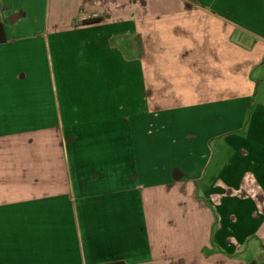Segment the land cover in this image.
<instances>
[{
  "label": "crops",
  "instance_id": "crops-1",
  "mask_svg": "<svg viewBox=\"0 0 264 264\" xmlns=\"http://www.w3.org/2000/svg\"><path fill=\"white\" fill-rule=\"evenodd\" d=\"M0 25V264H264V0Z\"/></svg>",
  "mask_w": 264,
  "mask_h": 264
},
{
  "label": "trees",
  "instance_id": "trees-1",
  "mask_svg": "<svg viewBox=\"0 0 264 264\" xmlns=\"http://www.w3.org/2000/svg\"><path fill=\"white\" fill-rule=\"evenodd\" d=\"M3 39L4 36H3L2 26L0 25V41H2ZM111 264H120V263H111Z\"/></svg>",
  "mask_w": 264,
  "mask_h": 264
}]
</instances>
